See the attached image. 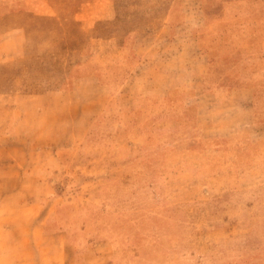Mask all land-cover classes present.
Masks as SVG:
<instances>
[{"label":"rangeland","instance_id":"1","mask_svg":"<svg viewBox=\"0 0 264 264\" xmlns=\"http://www.w3.org/2000/svg\"><path fill=\"white\" fill-rule=\"evenodd\" d=\"M96 1L95 19L109 11L146 30L175 2L176 34L187 25L194 52L204 57L205 110L184 88L154 94L167 71L141 79L135 65L99 112H84L89 97H77L76 129L61 127L63 112L51 110L46 148L19 142L12 152L17 169L40 171L46 192L35 218L32 208L0 207V264L8 249L32 248L36 262L47 264H264V0H107L106 11L105 0ZM59 59L50 65V86L68 88ZM249 82L258 87L255 109L242 111L236 101L244 96L225 98ZM49 99L55 108L58 98ZM17 105L21 112L0 109V120L14 116L24 141L32 107L26 110L23 97ZM7 168L0 164V181L9 178ZM6 194L18 203L32 193L2 188L0 199Z\"/></svg>","mask_w":264,"mask_h":264},{"label":"crops","instance_id":"2","mask_svg":"<svg viewBox=\"0 0 264 264\" xmlns=\"http://www.w3.org/2000/svg\"><path fill=\"white\" fill-rule=\"evenodd\" d=\"M106 1L100 5L105 11ZM95 3L96 0H0V102H8L7 106L0 105V109L21 112L17 102L20 103L22 97L26 110L32 107L26 116L28 123L25 124L24 141L19 140L14 116L10 115L8 122L0 120V152L3 154L0 155V164L8 165L4 173L9 177L0 181L4 184L0 185V191L3 188L8 193L18 190L32 193L29 198L25 196L24 200L19 199L18 203L13 199L15 195L10 197L6 194L7 201L6 198L3 200L7 203H2L0 199V207L32 208L34 211L29 216L35 218L38 215L40 207L44 206L39 196L46 192L41 180L43 178L37 168L17 169L16 155L12 152L19 142L30 144L31 148L33 143L39 144L40 147L35 149L40 151L46 148L44 145L53 138L49 120L51 110L63 112L66 121L61 127L76 129L79 126L76 123V110L82 103L77 97H89L83 100L86 106L81 109L84 112H99L106 104V95L119 93L132 77L130 65L136 66L137 78L147 80H155L158 72L167 71L165 87L156 89L158 92L154 91V94L160 95L172 88H184V94L198 99L197 110H205L204 98L209 90L205 82L204 57L201 51L194 52L190 34L187 35V25L179 27L180 33L184 35L176 34L179 10L175 2L170 4L164 21L155 23L156 26L148 27V30L109 11L102 12L103 15L97 14L95 19ZM145 34L152 35V43L147 41L150 37L146 38ZM252 58H256V51L254 54L249 53V60ZM58 59L66 65L62 83L69 77L71 79L68 88H62L63 84L50 86V65L56 64ZM72 71L74 76H70ZM242 85L229 90L225 99L244 96L236 101L239 103L238 108L252 111L255 109L258 87L253 82ZM194 89L195 94L192 93ZM49 97L58 98L55 108H50V101L52 103L54 99ZM67 113L70 118H67ZM74 138L76 135L71 137ZM75 139L68 143L74 145ZM39 160L46 164L43 158ZM19 175L30 178V188L24 179L18 182ZM11 176L16 178L15 181L10 182ZM33 184L36 189L32 188ZM39 187L43 189L40 188V194H33ZM34 252L33 248L30 254H27L26 249H8L5 264L48 263L43 260L37 263ZM17 257L21 258L19 263L16 262ZM63 262L65 259L62 258L59 264ZM76 264L83 262L79 258ZM102 264H108L106 258Z\"/></svg>","mask_w":264,"mask_h":264}]
</instances>
